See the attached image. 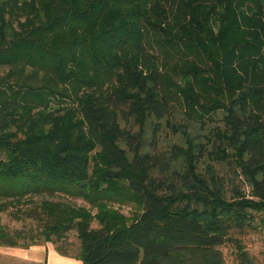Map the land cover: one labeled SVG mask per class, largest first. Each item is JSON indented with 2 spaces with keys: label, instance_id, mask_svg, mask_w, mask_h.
<instances>
[{
  "label": "trees",
  "instance_id": "16d2710c",
  "mask_svg": "<svg viewBox=\"0 0 264 264\" xmlns=\"http://www.w3.org/2000/svg\"><path fill=\"white\" fill-rule=\"evenodd\" d=\"M0 199L29 220L0 245L255 264L234 236L263 229L264 0H0Z\"/></svg>",
  "mask_w": 264,
  "mask_h": 264
},
{
  "label": "rangeland",
  "instance_id": "374dc122",
  "mask_svg": "<svg viewBox=\"0 0 264 264\" xmlns=\"http://www.w3.org/2000/svg\"><path fill=\"white\" fill-rule=\"evenodd\" d=\"M176 89H179L180 86H175ZM180 112V111H179ZM175 117V112L173 113ZM179 117V116H178ZM176 117V118H178ZM180 121L179 119H177ZM175 121V120H174ZM179 138V137H178ZM176 139L179 141L180 139ZM182 141L180 140L179 143ZM244 191H247V188L244 186ZM7 200L0 199V204H6ZM73 204L78 206H84L88 208L87 204L83 203L81 200H73ZM12 203V202H11ZM104 203V202H102ZM106 207L123 215L124 217H130L133 212H135V206L131 203L125 202H105ZM8 206L4 210H0V230L4 231L7 234H12L14 231H22L28 225L29 220H15L14 212L15 209L19 207ZM95 210L90 209V213L94 214ZM263 218L264 225V215H261ZM90 227H97V223L93 220L90 223ZM234 239L238 241V245L241 249L246 250L247 254L253 260L255 264H264V229L256 232L245 234L244 236H234ZM66 253L67 258L73 259L71 257L78 254L77 241L74 236V232L70 231L65 235L62 243H59ZM55 245L51 243H45L42 240H38L35 245L28 247H9L6 245H0V264H45L47 249L51 248L54 250ZM234 250L232 245L226 244L225 247L221 248L222 253L224 254L225 264H236L234 257ZM38 251V255L35 258V255ZM59 255V254H58ZM69 256V257H68ZM38 258V261L36 259ZM78 261V260H77ZM37 262V263H36Z\"/></svg>",
  "mask_w": 264,
  "mask_h": 264
},
{
  "label": "crops",
  "instance_id": "0c3cea01",
  "mask_svg": "<svg viewBox=\"0 0 264 264\" xmlns=\"http://www.w3.org/2000/svg\"><path fill=\"white\" fill-rule=\"evenodd\" d=\"M263 229H264V225H263ZM35 253H36L35 255V258H36L38 255V251ZM36 261H38V258L36 259ZM45 264H80V262L75 259H70V258L61 256V255H58L51 248H48Z\"/></svg>",
  "mask_w": 264,
  "mask_h": 264
}]
</instances>
